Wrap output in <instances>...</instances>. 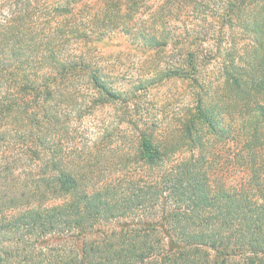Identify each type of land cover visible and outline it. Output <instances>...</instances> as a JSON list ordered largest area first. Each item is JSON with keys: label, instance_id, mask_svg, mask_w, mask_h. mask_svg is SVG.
Returning <instances> with one entry per match:
<instances>
[{"label": "trees", "instance_id": "16d2710c", "mask_svg": "<svg viewBox=\"0 0 264 264\" xmlns=\"http://www.w3.org/2000/svg\"><path fill=\"white\" fill-rule=\"evenodd\" d=\"M182 5L252 34L264 93V0H0V264H264V103L249 101L235 185L211 157L229 133ZM114 31L153 54L117 89L97 46ZM175 76L199 90L161 144L135 100Z\"/></svg>", "mask_w": 264, "mask_h": 264}, {"label": "rangeland", "instance_id": "374dc122", "mask_svg": "<svg viewBox=\"0 0 264 264\" xmlns=\"http://www.w3.org/2000/svg\"><path fill=\"white\" fill-rule=\"evenodd\" d=\"M188 14V9L182 5L178 12L179 20L187 21L188 24L192 23L193 26L188 39L192 41L190 47L199 67V81L203 85L199 91L200 95L206 107L216 102L219 104V110L222 111L221 123L226 126L229 133L226 141L217 142L218 145L215 146V152L211 157L219 169H224L223 173L230 172L231 176L227 175V177L233 178L230 181L237 185L239 181H244L241 180L243 173L234 169L238 164L240 165L238 161H241L238 150L241 155L246 154V150L240 149L244 141L243 131L245 128L253 127L251 113L256 112L250 110L253 105L249 101L257 96L261 103H264V93L251 88V83L256 77L253 67L260 49L252 34L245 33L239 22L228 25L227 22L217 21V16L210 19L212 23L199 18L189 20ZM211 29L212 36L208 34ZM108 35L110 37L102 39L103 42L97 46L104 54L110 55V62L115 68L112 69L115 73H119V79L112 84V87L116 89L126 87L129 79L135 78V75L144 68L147 58H153V54L149 48L135 46L131 38L123 32L114 31ZM204 50L207 53L206 61L198 62ZM184 58L185 56H182L176 64L180 66ZM229 60L232 61L231 64H228ZM228 73L239 79L240 86L244 83L241 90L235 85L228 86L231 81V79L227 80ZM121 89L124 90V88ZM198 90L189 78L175 76L149 85L136 98L135 102L140 113L159 123L157 127L161 135L156 138L159 143L164 144V131L178 127L179 121L185 119L187 112L192 110L195 99L193 93ZM243 104L247 106L244 107ZM104 117L107 116L104 114ZM238 134L241 140L237 139ZM114 225L111 222L100 224L98 229L107 230ZM98 235L99 232H96L92 238Z\"/></svg>", "mask_w": 264, "mask_h": 264}]
</instances>
